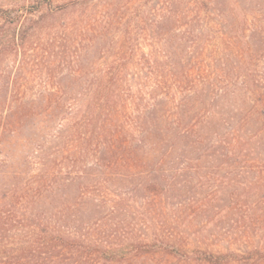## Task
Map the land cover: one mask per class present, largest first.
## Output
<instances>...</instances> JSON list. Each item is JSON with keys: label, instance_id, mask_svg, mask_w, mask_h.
<instances>
[{"label": "trees", "instance_id": "16d2710c", "mask_svg": "<svg viewBox=\"0 0 264 264\" xmlns=\"http://www.w3.org/2000/svg\"><path fill=\"white\" fill-rule=\"evenodd\" d=\"M3 1L0 177L14 182L33 159L48 161L47 182L0 190V264H264V247L251 242L226 252L190 248L181 226L220 192L191 205L185 198L166 217L135 201L181 193L191 184L184 176L225 171L224 214L214 216L252 237L261 231L264 220L251 211L264 210V19L237 7L213 17L201 0L192 30L139 59L125 42L105 49L112 27L104 0ZM40 33L64 42L79 76L63 88L75 95L34 98L21 77H8L6 62Z\"/></svg>", "mask_w": 264, "mask_h": 264}, {"label": "rangeland", "instance_id": "374dc122", "mask_svg": "<svg viewBox=\"0 0 264 264\" xmlns=\"http://www.w3.org/2000/svg\"><path fill=\"white\" fill-rule=\"evenodd\" d=\"M200 1L201 0H104L101 3L104 6L103 11L109 12L108 21L112 27V36L106 40L107 47L105 49L111 50V52L114 53L118 47H116V45L115 47L110 46V44H114V42L118 43L120 41L121 44L126 43L127 47L130 49H138L140 51L139 59L143 54L151 55L155 50H169V45H173L176 39L175 34L179 33L181 30H192L197 15V3ZM208 1L212 4L211 8L214 14L213 17L220 16V14L232 15L233 12H235L233 7H237L241 13L247 14V16L255 22L264 19V0ZM3 2H6V6L10 5L9 0ZM60 19H69L70 21L80 23L79 18L74 17V15H63ZM206 22L213 21H211V19H206ZM56 40L61 39L60 37L56 39L54 35L47 36L46 33H40L31 40L26 53L19 57H14V59L6 62L4 65V67H9L8 77H10V80L13 77H21L22 82H27V88H29L27 93L30 94L29 96L40 98V95H56L59 97L63 95L64 92H69L70 95H75L78 91L77 88L70 91H65L63 88L66 82L77 78L79 75L75 72L76 68L72 63V57L69 55L66 47L62 45L64 42L60 44L58 43L57 45ZM120 42L118 44H120ZM97 53L96 59L99 57V52ZM24 66L26 67V71L24 69L21 71V68H24ZM38 103L41 102L39 101ZM41 107L43 110L45 105L40 106V108ZM34 157L44 158L45 154L43 153L41 156L39 154V156ZM47 161L48 160H41L39 158L33 159L35 168L33 169L32 166L25 167V169L22 170L23 173L21 178L14 182H9L7 178L2 179L4 176L1 175L0 190H3V184L8 188H11V185L13 184H15L17 188L21 187L34 177H36L34 180L35 182H47V176L45 173ZM230 163L231 162H229V164ZM213 165L216 166L218 164L215 162ZM3 171L9 172V170ZM224 174L225 171H221L217 175L210 174L206 177H202V175H190L187 178V176H184L182 179L190 180L191 184L179 193L180 195L183 194L182 197H179L178 193L176 195L169 194L162 199H155L151 202L148 200L146 201L141 197L135 200L138 202L136 205L138 206V209L143 207L140 210H144V212V208H148L146 212L151 214H157L162 210L164 217H166L177 213L176 207L179 202L185 200V198L190 200L189 205H191L193 203L192 200L194 199H202L205 196L211 198L213 192H220L217 196V200L210 201L212 199H208L209 207L207 212L199 214L196 220H187L186 223L183 224V227L181 226V230H185L184 232L187 233L188 237L185 236V238H188L190 248H201L211 252H226L228 249L244 250V248L250 246V242L264 247V224L260 228L261 231H258V234L255 237H252L249 233H243L231 229V222H220V220L223 219L222 217L224 214V192L222 190L223 185L221 186V178L224 177ZM210 177H214L212 181H210L211 187H202L201 182L205 178ZM249 178L250 180L253 178L256 182L263 181V175H251ZM213 182H216V184H213ZM35 184L33 185L34 188ZM263 189L264 186L261 190ZM160 205L161 209H159ZM263 211L264 210L261 209L260 206H254V210L251 212H254L264 220V216L262 215ZM216 214L222 215V217L216 219L214 216ZM158 216L156 217L157 221ZM141 224H144V222L134 224L133 229H138ZM158 224L159 226H156V229L157 227L163 228L161 223ZM148 264L183 263L174 260L168 261L163 257H158Z\"/></svg>", "mask_w": 264, "mask_h": 264}]
</instances>
